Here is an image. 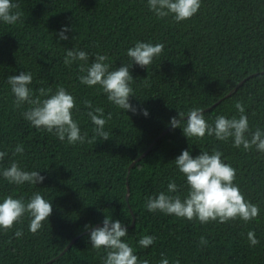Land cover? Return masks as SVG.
I'll return each instance as SVG.
<instances>
[{
  "label": "trees",
  "instance_id": "16d2710c",
  "mask_svg": "<svg viewBox=\"0 0 264 264\" xmlns=\"http://www.w3.org/2000/svg\"><path fill=\"white\" fill-rule=\"evenodd\" d=\"M18 7L22 15L15 24L0 23V148L21 142L25 152L9 158L40 169L44 180L15 185L0 178V195L27 197L38 190L51 200L52 211L35 232L28 230L26 215L0 231V264H102L103 253L91 247L84 225L99 226L105 215L128 226L127 239L138 257L153 264L162 252L170 264L175 259L264 264V154L235 147L231 138H187L169 124L177 110L193 106H201L209 120L218 113L238 116L239 101L250 128L264 127V0H202L197 13L179 22L157 18L145 0H18ZM61 25H69L68 40L57 39ZM136 40L164 44L151 64L133 63L129 69L136 95L129 101L136 112L112 105L98 86L81 84L77 63H63L65 48L75 45L90 53L89 62L100 52L119 66L128 61L125 50ZM23 70L33 73L34 89L63 85L72 92L80 126L89 136L94 125L82 100L111 113L104 126L109 137L69 145L31 126L21 115L24 106H14L7 84L8 75ZM189 144L192 155L201 149L222 152L236 169L234 182L259 204L256 218L201 224L144 207L145 198L165 190L170 177L184 193L171 160ZM17 227L23 229L20 237L13 235ZM249 229L256 245L248 243ZM145 234L156 237L153 244L136 246ZM201 236L206 244H200Z\"/></svg>",
  "mask_w": 264,
  "mask_h": 264
},
{
  "label": "clouds",
  "instance_id": "9594fccd",
  "mask_svg": "<svg viewBox=\"0 0 264 264\" xmlns=\"http://www.w3.org/2000/svg\"><path fill=\"white\" fill-rule=\"evenodd\" d=\"M147 8L157 18H170L181 21L192 17L201 6L202 0H145ZM22 13L18 7V0H0V23L15 24ZM69 25H61L57 31L58 40H68ZM164 44L136 40L132 46L126 48L127 62L113 66L106 54L97 52L89 62L90 53L82 48L73 46L65 48L63 63L71 67L77 63L80 69L77 79L86 86H98L106 100L115 107L136 112V107L129 101V96L135 95L134 78L129 69L133 63L144 67L151 64L155 57H159ZM7 84L13 95L14 106H24L21 115L35 128L43 129L55 135L61 142L71 144L90 143L95 136L109 137L105 124L111 113L105 115L104 108L94 104L90 99H83L85 114L94 125L89 136L87 130H82L76 113V97L63 85L33 88V73L29 70L19 74L8 75ZM236 114L226 116L217 114L209 120L201 106L177 110L175 116L169 118V124L175 128L179 126L187 138H203L206 135L220 141H227L235 147L244 150L254 148L258 154H264V127L250 128L245 107L239 101L235 102ZM143 115H148L147 109H141ZM186 117V119H184ZM25 147L21 142L13 146L0 148V178L9 184L37 185L44 180L40 169H28L21 165L15 157L23 154ZM6 158H8L6 160ZM177 172L183 178L185 191L180 193V185L174 177H170L165 190L148 195L144 207L149 212L160 211L187 220L195 218L201 224L209 221L222 223L230 219L245 222L256 218L260 207L247 199L235 183L236 169L222 157V152L216 148L211 151L201 149L192 155L191 144L181 149L180 153L171 160ZM52 211L51 200L45 198L40 191H33L30 195L5 194L0 195V231L13 227L26 215L28 230L35 232L42 226V221L48 220ZM88 239L93 249L103 253L100 257L102 264H153L146 258L138 257L132 242L127 239L128 226L119 219L111 216L103 217L101 226L85 223ZM23 229L17 227L13 235L20 237ZM248 243L256 245L259 241L254 231L246 233ZM156 237L152 234L140 236L135 245L147 248L153 244ZM204 236L200 237V244H206ZM155 264H170L169 257L163 252ZM171 264H180L178 259Z\"/></svg>",
  "mask_w": 264,
  "mask_h": 264
},
{
  "label": "water",
  "instance_id": "95a60500",
  "mask_svg": "<svg viewBox=\"0 0 264 264\" xmlns=\"http://www.w3.org/2000/svg\"><path fill=\"white\" fill-rule=\"evenodd\" d=\"M241 84H242V83H241ZM241 84H240V86H241ZM134 164H135V163H134ZM134 164H133V165H134ZM127 197H128V196H127ZM99 226H101V225H99Z\"/></svg>",
  "mask_w": 264,
  "mask_h": 264
}]
</instances>
